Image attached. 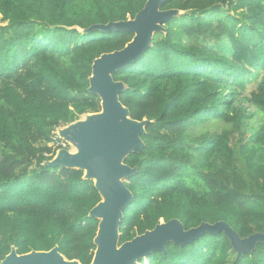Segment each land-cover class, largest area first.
<instances>
[{"label":"trees","instance_id":"1","mask_svg":"<svg viewBox=\"0 0 264 264\" xmlns=\"http://www.w3.org/2000/svg\"><path fill=\"white\" fill-rule=\"evenodd\" d=\"M145 1L0 0V261L12 247L57 246L91 263L99 220L88 213L101 197L82 170L47 164L59 149L52 136L100 111L87 91L92 62L133 37L83 30L134 18ZM160 9L180 13L112 74L126 85L119 100L130 117L147 120L144 147L124 159L137 171L125 181L133 198L119 244L172 218L184 229L223 220L242 238L264 233V0H164ZM245 99L261 115L248 136ZM133 264H264V242L237 256L223 232L205 233Z\"/></svg>","mask_w":264,"mask_h":264},{"label":"water","instance_id":"2","mask_svg":"<svg viewBox=\"0 0 264 264\" xmlns=\"http://www.w3.org/2000/svg\"><path fill=\"white\" fill-rule=\"evenodd\" d=\"M164 0H146L134 18L93 24L83 32H130L131 41L122 49L102 53L91 65L87 91L100 99V111L85 114L56 130L59 138L75 151L60 148L47 162L51 167L76 168L84 172L83 178L92 180L101 200L88 215L99 220L93 239L95 251L90 264H133L146 258L151 252L165 251L172 242L184 245L197 240L205 233L223 232L232 249L239 256L250 254L258 242H264V233L256 232L240 237L225 221L202 222L196 227L184 229L176 218L161 220L152 229L119 244V224L123 210L132 200L126 179L136 173V167L124 163L130 153H139L144 147L141 135L147 120L130 117L128 108L119 100V93L126 88L122 81H115L112 74L133 63L150 46L155 32H163V24L180 13L177 9L161 10ZM0 264H81L67 260L54 246L48 251L32 250L17 254L12 247Z\"/></svg>","mask_w":264,"mask_h":264},{"label":"rangeland","instance_id":"3","mask_svg":"<svg viewBox=\"0 0 264 264\" xmlns=\"http://www.w3.org/2000/svg\"><path fill=\"white\" fill-rule=\"evenodd\" d=\"M158 32H160V31H157V32L154 33V35L156 37H159V35H160V33H158ZM255 88H256V83L255 82L250 83L247 86V90L245 91V95L248 97L249 93L251 91H253ZM238 108L241 109V111L246 112V113H250L252 115V117L246 121V124L244 126L246 136H248V135L254 133L255 131H257L259 126H260V124H261V115H260L259 111L257 110V108L252 103L248 102L246 99L241 101L238 104ZM84 116L85 115H81L78 118V120L79 119H83ZM217 127H218V129L219 128L222 129V127H224V125L218 124ZM55 132L53 133L52 138L56 135ZM69 150L70 151H75V149L72 146H70Z\"/></svg>","mask_w":264,"mask_h":264},{"label":"built area","instance_id":"4","mask_svg":"<svg viewBox=\"0 0 264 264\" xmlns=\"http://www.w3.org/2000/svg\"><path fill=\"white\" fill-rule=\"evenodd\" d=\"M55 134L56 135L54 136V146L59 147V149L60 148H66L67 149L69 144L66 141L59 138L57 132H55Z\"/></svg>","mask_w":264,"mask_h":264}]
</instances>
